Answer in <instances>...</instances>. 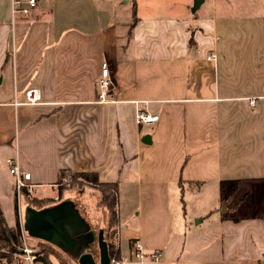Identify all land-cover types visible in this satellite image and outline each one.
Listing matches in <instances>:
<instances>
[{"label": "crops", "instance_id": "0c3cea01", "mask_svg": "<svg viewBox=\"0 0 264 264\" xmlns=\"http://www.w3.org/2000/svg\"><path fill=\"white\" fill-rule=\"evenodd\" d=\"M132 1L129 13L106 0H37L24 17L0 0L7 227L16 226L6 166L15 159L31 176L28 198L41 204L28 208L53 206L63 171L115 184V227L127 247L115 243L118 255H129L133 241L146 255L160 253L126 264H264V0H221L218 11L214 0L211 11L206 0L195 11L194 0ZM104 62L114 87L111 101L100 102ZM30 87L41 103L14 107ZM138 108L159 121L138 125ZM90 191L64 199L89 226L81 253L103 216L89 214ZM105 236L100 229L97 245L107 247Z\"/></svg>", "mask_w": 264, "mask_h": 264}, {"label": "rangeland", "instance_id": "374dc122", "mask_svg": "<svg viewBox=\"0 0 264 264\" xmlns=\"http://www.w3.org/2000/svg\"><path fill=\"white\" fill-rule=\"evenodd\" d=\"M39 1H43V0H39ZM109 1L113 7L117 8V7H121L123 9H129V13H132L133 11V1L132 0H106ZM157 3H163V4H171L172 1H180V0H154ZM211 1L212 0H206V3L204 4L205 6L203 7V10H210L212 8L211 5ZM215 4H216V9L218 11L219 8V1L221 0H214ZM231 2H234V0H230ZM145 2V1H144ZM194 2V1H193ZM193 5V4H192ZM194 6V5H193ZM124 12H118V15L121 16L123 15ZM71 174H67V176H65L63 178V180L61 182L58 183V185L56 186L57 189L59 190L60 188H63V192L60 195L58 192V199L53 200L55 205H58L59 203L63 202L64 199H69L71 198V191L73 189H75L74 191L79 195L84 193V191H86L87 188H90L91 191L87 193V197L85 199V201L92 202L93 205L91 208H89V214L94 217L97 216L99 212H103V216L101 217L102 219L93 222L94 225H96L95 229L93 230V233L95 235V240H93L91 242V244H89L90 246L87 249V252H90L95 260L99 259V248L97 245V234L98 231L100 229L103 230V232L106 234L105 239L107 240V242L109 241H114L113 237H114V233L116 230V224H113V217L116 218V213L115 215L112 217L111 211H107L105 210L104 206H102L101 203V199H102V188L95 186V185H89L88 183H84L81 184L82 186H79L78 189H76V184L75 181L73 182V180L71 179ZM81 183V182H80ZM61 190V189H60ZM97 190V191H95ZM100 191V197H97V193ZM65 194V196H64ZM67 194V195H66ZM64 196V197H63ZM25 198V201H24ZM24 198H21L20 200V206H22V212H20L19 214V206H18V221L20 222V235H21V240H20V245L15 247V251L16 252H12L9 250L8 247L6 248H0V254L3 255H8L10 257H12V261L10 263L6 262V260H3V263L5 264H26L24 261V257L21 256L20 257V251L18 250V248L21 247H27L29 250L33 251V255L35 256V259L33 260L32 264H42L41 262V258H47L48 254L51 255L50 260L53 261V264H57L56 262L61 261L62 264H78L77 260L74 256H72L70 253H65L64 251H62L61 249L57 248L56 246H54L53 244H49L37 237H31L30 235H28V233L23 229V224H24V220L22 219V215L24 218L26 209L28 208L29 205H26V201L29 203L30 202V198H26L24 196ZM74 198V197H72ZM58 200V201H57ZM54 203L52 202V204L54 205ZM30 205H36L37 207H41V204L37 203V202H30ZM16 205H17V200H16ZM104 227V228H102ZM90 229H93V227H91ZM22 231L23 234L22 235ZM25 236V237H23ZM124 238H122V242H120V238L118 239L119 243H120V247L122 248V251L127 250L126 246V242L123 241ZM56 261V262H54ZM2 263V262H0Z\"/></svg>", "mask_w": 264, "mask_h": 264}, {"label": "built area", "instance_id": "2783aa9c", "mask_svg": "<svg viewBox=\"0 0 264 264\" xmlns=\"http://www.w3.org/2000/svg\"><path fill=\"white\" fill-rule=\"evenodd\" d=\"M37 6V0H11V12L15 14H21L24 17H27ZM217 59L216 54L210 53L206 57L207 61H213L215 62ZM103 70L101 75L97 78L96 83H97V98H99L100 102H105V101H111L108 98L109 93L114 87L113 83V78L110 73L109 68L107 67V63L104 62L102 66ZM14 102L11 103L14 107L19 106V105H36L41 103V91L37 87H30L24 92V100L19 101L17 99L13 100ZM255 99L249 101L250 107H254L255 105ZM1 105V104H0ZM136 123L138 125H147L151 126L152 124H155L159 121V115L149 112L143 108H138L136 111ZM6 166L8 168V172L11 176L14 177V186H15V191H16V200H17V205L19 206V214L21 212V206H20V200L23 198L24 191L23 189L29 190L34 185L29 184L31 176L22 171L20 168V165L18 161L15 159H7L6 160ZM22 235L23 231H22ZM25 237V236H23ZM114 242L117 243L119 239V232L118 229L116 228L115 233H114ZM116 245V244H115ZM132 246V251L130 252L129 255L126 256H115L111 255L109 256V264H126L127 262H130L131 260H136V261H142L145 259H148L149 261L156 262L160 258V253L159 251L155 250V252L150 253L149 255H146L143 252V247L138 243V241H133L131 243ZM116 250L118 251L119 247L116 245ZM20 251V257H24V261H26V264H32L33 260L35 259V256L33 255V251L29 250L26 246L18 248Z\"/></svg>", "mask_w": 264, "mask_h": 264}, {"label": "water", "instance_id": "95a60500", "mask_svg": "<svg viewBox=\"0 0 264 264\" xmlns=\"http://www.w3.org/2000/svg\"><path fill=\"white\" fill-rule=\"evenodd\" d=\"M201 2L202 0H194L193 11L199 8ZM24 220L23 229L28 235L53 244L57 248L68 249L72 252L78 264H109L108 248L101 239L98 241L99 263L95 262L91 253L80 252L82 248L79 246L85 243L84 240L86 234H88L86 232L89 226L84 225L78 210L70 202L64 201L58 205L40 210L27 208ZM75 231L79 232L80 235ZM89 242L90 239H87L85 246H88Z\"/></svg>", "mask_w": 264, "mask_h": 264}, {"label": "trees", "instance_id": "16d2710c", "mask_svg": "<svg viewBox=\"0 0 264 264\" xmlns=\"http://www.w3.org/2000/svg\"><path fill=\"white\" fill-rule=\"evenodd\" d=\"M61 176L59 178V182H61L63 180V178L65 176H67V174H71V179L73 180V182L75 181L76 184V189H78L79 186H82L81 184L84 183H88L89 185H95L98 186L100 188H102V199H101V203L102 206H104L105 210H107L108 212L111 211L112 217L115 215V207H116V202H115V191H116V187L115 184H102L99 182L98 180V176L97 174L93 173V174H89V173H70V172H66L63 171L62 173H60ZM81 182V183H80ZM61 189V190H60ZM59 189V194L61 195L63 192V188ZM75 190V189H73ZM24 191V195L26 197L29 196L28 190L23 189ZM76 191V190H75ZM37 202L40 204V201L37 199H31L30 202ZM15 218H16V226L13 228H9L6 225V222L4 221L2 212L0 210V248H6L8 247L10 251L12 252H16L15 251V247L20 245V240H21V235H20V222L18 221V206H16L15 204ZM113 224H117V217H113ZM107 247H108V253L109 256L111 255H115V256H119V251H117L116 249V245L114 241H108L107 242ZM51 255L48 254L47 258H41V262L42 264H53V261L50 260ZM3 260H6V262L10 263L12 261V257L8 256V255H3L0 254V264H5L3 263ZM59 264H62L61 261H59Z\"/></svg>", "mask_w": 264, "mask_h": 264}]
</instances>
